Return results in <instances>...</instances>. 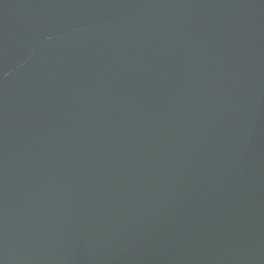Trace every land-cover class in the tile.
<instances>
[{
  "label": "water",
  "instance_id": "95a60500",
  "mask_svg": "<svg viewBox=\"0 0 264 264\" xmlns=\"http://www.w3.org/2000/svg\"><path fill=\"white\" fill-rule=\"evenodd\" d=\"M0 264H264V0H0Z\"/></svg>",
  "mask_w": 264,
  "mask_h": 264
}]
</instances>
